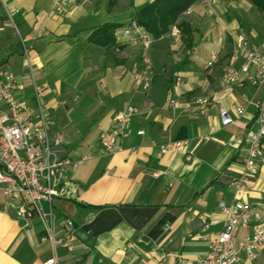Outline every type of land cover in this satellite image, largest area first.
<instances>
[{"label":"crops","instance_id":"1","mask_svg":"<svg viewBox=\"0 0 264 264\" xmlns=\"http://www.w3.org/2000/svg\"><path fill=\"white\" fill-rule=\"evenodd\" d=\"M151 1L0 0V65L14 75L15 98L31 112L32 126L42 130L40 106L52 122L45 129L52 151L72 161L53 202L57 218L75 225L69 249L57 250L60 264H196L222 230L221 203L240 200L264 209V167L247 176V192L235 189L264 85L227 88L222 82L226 69H239L241 61L232 59L239 38L264 53V14L249 0H238V7L199 0L189 17H181L190 49L176 26L158 40L138 27L150 40L154 69L144 92L134 83L143 44L132 45L123 32L137 27L136 9ZM3 4L16 11L14 25ZM227 7L239 18H228ZM103 24L121 26L110 48L88 42ZM213 52L218 59L208 71ZM129 106L137 113L127 136L113 154L102 155L100 133ZM221 110L230 125H222ZM176 140L189 141L191 161L159 154L156 145ZM15 211L0 192V264H42L52 256V242L38 218L17 220ZM245 235L241 230L237 243ZM243 264H264V251Z\"/></svg>","mask_w":264,"mask_h":264},{"label":"built area","instance_id":"2","mask_svg":"<svg viewBox=\"0 0 264 264\" xmlns=\"http://www.w3.org/2000/svg\"><path fill=\"white\" fill-rule=\"evenodd\" d=\"M3 5L14 25L12 16L16 11L12 12ZM191 14L192 10L188 8L183 15L189 17ZM123 36L134 46L143 44L139 55V72L134 83L138 89L146 92L154 79L153 62L149 53L150 40L138 27L125 29ZM28 55L29 50L23 45L24 60L30 71ZM217 59V53L209 55L206 64L208 71L213 69ZM232 59L241 63L238 70L228 68L224 71L222 82L227 88L242 87L244 83L254 87L264 85V53L250 47L245 39L239 38L233 47ZM19 88L14 75L0 66V103L5 107H0V192L8 202L16 204L17 220H40L45 238L53 244L52 256L42 264H60L57 250L69 249L74 239L75 225L71 219L57 218L53 202L63 193L61 185L72 161L69 158H59L52 151V144L45 136L46 125H52V122L44 120L40 106L42 130L32 126L31 112L15 98ZM196 103L207 106L210 102L207 99H197ZM170 105H174V101H170ZM254 107L257 127L255 130L247 129L245 133L247 151L242 164L243 174L235 181L237 195L247 192V176L257 175L260 168L264 167V98L256 102ZM236 112L241 115L244 110L238 107ZM136 113V109L129 106L114 115L112 128L100 133L98 138V148L102 155H111L119 148ZM220 117L223 126L232 123V119L223 110L220 111ZM156 147L162 156L182 154L186 161L192 160L188 140L171 141ZM219 207L224 215L222 230L210 241L208 253L198 259L196 264H243L244 261H255L258 254L264 251V209L240 200L230 205L221 203ZM241 230L246 235L237 243Z\"/></svg>","mask_w":264,"mask_h":264},{"label":"trees","instance_id":"3","mask_svg":"<svg viewBox=\"0 0 264 264\" xmlns=\"http://www.w3.org/2000/svg\"><path fill=\"white\" fill-rule=\"evenodd\" d=\"M197 1L199 0H153L136 9L133 22L153 40H158L169 31L171 26H176L182 33L186 47L190 49V30L181 17ZM249 1L264 14V0ZM120 27L117 24L100 25L93 30L88 42L103 48H110L115 44L114 31Z\"/></svg>","mask_w":264,"mask_h":264},{"label":"rangeland","instance_id":"4","mask_svg":"<svg viewBox=\"0 0 264 264\" xmlns=\"http://www.w3.org/2000/svg\"><path fill=\"white\" fill-rule=\"evenodd\" d=\"M229 1H231L232 3H235V5L233 4V6H236V7L239 6V2H238V0H229ZM222 6H225V7H226L225 4H223ZM229 6H230V5H229ZM230 8H231V7H227V10H228V11H226L225 15H226L228 18H230V19H238L239 17H237V15H234L232 12L229 11ZM182 19H183V18H181V20H182ZM239 22L241 23L240 20H239Z\"/></svg>","mask_w":264,"mask_h":264}]
</instances>
